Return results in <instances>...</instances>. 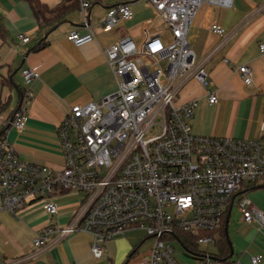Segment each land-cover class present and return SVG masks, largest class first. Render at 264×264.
Here are the masks:
<instances>
[{
	"label": "built area",
	"instance_id": "built-area-1",
	"mask_svg": "<svg viewBox=\"0 0 264 264\" xmlns=\"http://www.w3.org/2000/svg\"><path fill=\"white\" fill-rule=\"evenodd\" d=\"M79 1L88 29H73L67 35L77 46L96 38L86 18L93 0ZM146 1L170 40L148 32L154 23L148 17L141 44L126 36L106 48L117 88L99 101L71 107L58 128L64 157L61 168L23 160L8 136L10 127L22 131L26 124L25 104L34 96L31 84L40 71L30 66L22 69V99L7 118L1 116L0 97V214L8 211L18 217L37 202L55 215L59 205L54 196L80 192L79 206L68 223L44 226L34 238L35 246L42 250L83 230L93 236L91 251L100 258L108 240L140 229L153 242L135 264H180L173 240L189 246L198 264H221L201 245L217 242L213 231L223 226L235 200L244 221L264 225V211L242 192L264 178V143L258 138L195 132L197 102L178 105L177 96L194 78L207 87L208 102H218L216 92L208 89L213 80L205 62L198 60L187 34L205 1L231 5L233 0ZM134 16L127 3L111 6L101 28L111 31ZM211 28L225 32L217 23ZM18 38L30 40L23 33ZM260 49L264 53V43ZM238 70L245 83L253 82L249 65L242 64ZM263 259V254L251 256L253 264Z\"/></svg>",
	"mask_w": 264,
	"mask_h": 264
},
{
	"label": "crops",
	"instance_id": "crops-1",
	"mask_svg": "<svg viewBox=\"0 0 264 264\" xmlns=\"http://www.w3.org/2000/svg\"><path fill=\"white\" fill-rule=\"evenodd\" d=\"M51 8L69 6L71 0H42ZM121 3L135 12L111 31H103L101 22L108 9ZM154 18L150 34H170L155 10L146 0H93L86 10L88 25L95 40L75 45L67 38L73 29L88 27L81 8L66 11L60 20L43 25L27 0H0V97L4 101L5 118L21 101L25 88L22 69L30 66L40 71L31 88L34 96L25 104L27 121L22 131L9 128V140L19 156L32 163L59 169L63 165V147L58 128L76 104L99 101L116 90L117 82L107 62L105 50L123 37L141 44L146 38L144 20ZM214 23L225 32L212 30ZM143 36L136 38L135 30ZM30 36L22 42L19 34ZM136 38V39H135ZM187 40L199 61H204L218 102H208V90L197 79H190L177 96V104L196 101L193 117L195 132L213 136L261 139L264 143V0H233L231 5L205 1L188 31ZM45 43L44 45H42ZM42 45V46H40ZM242 64L253 70V82H244L238 68ZM1 129V127H0ZM73 192V191H72ZM254 204L264 211V178L256 186L242 189ZM54 196L58 213L49 215L40 203H32L15 217L8 211L0 214V264H135L147 254L153 242L144 230L130 229L105 244V253L96 258L91 251L93 236L79 230L48 248L35 246L34 238L46 225H66L79 206L81 197L73 192ZM236 212L234 213V210ZM224 233L228 253L219 249L220 231L214 234L213 258L221 264H253L251 256L264 255V225L247 222L235 200L230 206ZM176 251L180 264H198L197 258L183 244ZM233 250V254H232ZM264 264V259L261 263Z\"/></svg>",
	"mask_w": 264,
	"mask_h": 264
},
{
	"label": "trees",
	"instance_id": "trees-1",
	"mask_svg": "<svg viewBox=\"0 0 264 264\" xmlns=\"http://www.w3.org/2000/svg\"><path fill=\"white\" fill-rule=\"evenodd\" d=\"M33 9V12L35 16L39 19L41 24L43 25L44 23H53L57 20H60L61 17H63L64 13L66 11H69L73 8H80L81 3L79 0H71V3L69 6H62V7H55L51 8L47 3L43 2L42 0H27ZM0 34H3L1 28H0ZM43 43L42 45H44ZM40 45V46H42ZM225 229V221L223 223V226L218 230L221 233V240H219V249L222 254L225 252L228 253L229 246L227 244V238L224 233ZM216 231H213V233ZM184 238H188L187 234H181ZM191 247H193L191 245Z\"/></svg>",
	"mask_w": 264,
	"mask_h": 264
},
{
	"label": "rangeland",
	"instance_id": "rangeland-1",
	"mask_svg": "<svg viewBox=\"0 0 264 264\" xmlns=\"http://www.w3.org/2000/svg\"><path fill=\"white\" fill-rule=\"evenodd\" d=\"M132 34L134 35V36H136V38H140V37H142L143 36V31L142 30H139V29H137V30H135L134 32H132ZM135 38V39H136ZM163 63V65L165 66L166 64H167V62L166 61H163L162 62ZM4 111V110H3ZM5 112V111H4ZM3 115H5L3 112H2V114H1V116H3ZM68 193H73L72 191H70V192H68ZM68 193H66V194H64V195H62V196H60L59 198H63V197H65ZM79 197H81L82 196V194L81 193H76ZM236 212V209L234 210V213ZM173 246L175 247V250L177 251V252H179V253H181V252H183V245H182V243L181 242H179L178 240H173ZM201 247H202V249H208V250H213V248H214V246H213V244H205V245H201Z\"/></svg>",
	"mask_w": 264,
	"mask_h": 264
},
{
	"label": "water",
	"instance_id": "water-1",
	"mask_svg": "<svg viewBox=\"0 0 264 264\" xmlns=\"http://www.w3.org/2000/svg\"><path fill=\"white\" fill-rule=\"evenodd\" d=\"M232 254H233V250H232Z\"/></svg>",
	"mask_w": 264,
	"mask_h": 264
}]
</instances>
